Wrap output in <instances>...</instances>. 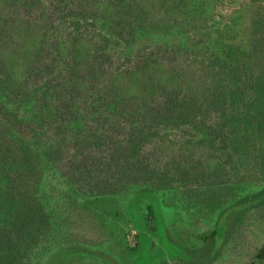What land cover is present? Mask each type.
Wrapping results in <instances>:
<instances>
[{
  "label": "trees",
  "instance_id": "trees-1",
  "mask_svg": "<svg viewBox=\"0 0 264 264\" xmlns=\"http://www.w3.org/2000/svg\"><path fill=\"white\" fill-rule=\"evenodd\" d=\"M216 5L217 0H0V235L10 229L3 231L0 247L24 244L18 215L33 189L50 221L49 236L73 214L102 217L121 194H139L142 143L151 139L152 149L164 155L167 143L155 135L174 117L180 124L184 116L195 121L204 106L210 131L222 129L241 92V77H248V114L259 134L264 131V34L250 40L245 59L232 61L226 31L213 40L205 33ZM84 24L96 30L82 34ZM166 27L178 31V43L156 30ZM190 35L199 43L188 46ZM140 38L151 50L130 41ZM108 39H116L123 53L116 63L102 48ZM197 50L206 54L201 62L193 59L189 81L169 56ZM122 63L124 69L116 70ZM182 94L192 102L183 103ZM194 146L179 143V170L191 164L182 155ZM202 159L203 174L226 167L212 154ZM255 203L240 199L223 210L215 227L198 235L205 247L176 256L175 264H192L203 253L208 260L200 264H213L249 214L264 216V202ZM147 213L150 228L159 231L156 209ZM25 242L32 245L30 235Z\"/></svg>",
  "mask_w": 264,
  "mask_h": 264
},
{
  "label": "rangeland",
  "instance_id": "rangeland-1",
  "mask_svg": "<svg viewBox=\"0 0 264 264\" xmlns=\"http://www.w3.org/2000/svg\"><path fill=\"white\" fill-rule=\"evenodd\" d=\"M206 28L205 33L211 34L212 40L219 31H226L225 38L234 49L232 61H241L247 55L250 40L258 33L264 34V2L217 0L213 22ZM95 30L91 24H84L79 31L90 34ZM156 30L164 32L171 42L178 43V31L173 27ZM191 36L186 40L188 46L199 43ZM204 37L200 36V40ZM130 41L137 43V48L151 50L150 42L144 38ZM102 48L110 63L124 57L119 52L116 39H108ZM205 54L203 50L182 51L169 58L184 69L191 81L188 73L195 58L201 62ZM115 68L124 69L123 63ZM200 69L197 66V70ZM247 82L248 77H241L237 83L236 87L241 92L231 103L229 117L222 122V129L215 133L210 131V116L204 106L194 114L195 121L184 116V123L180 124L174 117L164 132L155 135L167 143L164 155L152 149L154 142L151 139L144 141L140 150L142 166L137 173L141 191L136 195L127 194L130 196L121 194L117 198L118 205L111 206L112 210L105 212L104 216H93L87 212L79 216L73 214L49 236L50 221L44 216L37 199L32 197L33 189L32 194L23 199L24 210L18 215L24 230V244L0 247V264H175L176 256H191L195 250L205 247L198 235L214 228L223 210L240 199L247 203L264 202V131L259 134L253 113L248 114V102L245 100L249 93L245 89ZM184 98L186 101L183 103L192 102L182 94L180 99ZM180 126L184 130L178 132ZM4 135L7 138L8 135ZM186 140L195 145L182 155L191 164L179 170L176 167L178 146ZM207 153L222 158L226 167L203 174L202 158ZM129 188L132 187L127 186ZM151 206L157 211L154 224L159 231L149 226L147 210ZM1 231L2 235L3 231L8 234L10 229ZM29 235L32 245L25 242ZM45 238L49 240L47 243ZM263 247L264 216L253 211L240 228L237 238L225 246L213 264H264V253L259 254ZM204 255L202 258L193 257L192 264L207 261L208 257Z\"/></svg>",
  "mask_w": 264,
  "mask_h": 264
}]
</instances>
